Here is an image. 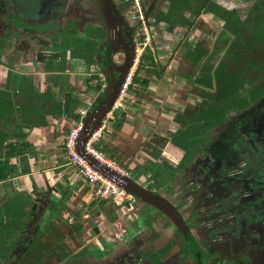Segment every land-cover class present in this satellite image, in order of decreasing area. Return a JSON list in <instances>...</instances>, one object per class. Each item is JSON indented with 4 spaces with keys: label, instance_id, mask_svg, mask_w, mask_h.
<instances>
[{
    "label": "flooded vegetation",
    "instance_id": "1",
    "mask_svg": "<svg viewBox=\"0 0 264 264\" xmlns=\"http://www.w3.org/2000/svg\"><path fill=\"white\" fill-rule=\"evenodd\" d=\"M175 1L138 0L137 6L133 0H0V48L11 31V51H20L22 65L20 70L11 68L5 59V79L0 86H6L10 72L27 75L31 66L32 71H37L44 57L36 50L26 51L30 42H53L65 33H70L67 36L76 42L97 45L102 52L120 44L117 32H121L126 43L132 42L135 55L138 11L155 33V27L168 22ZM164 2L168 3L165 12L161 10ZM209 3L226 11L239 1L197 0L196 7L180 15L197 20L205 9L220 18L208 10ZM223 35L230 39L228 49L233 35L226 26ZM154 46L157 56L155 40ZM196 47L203 48L199 43L193 49ZM207 55L205 51L200 62H195V73L205 79L186 76L204 94L215 92V87L210 89L214 80L203 72ZM115 56L124 61L121 54ZM98 57L102 58L101 54ZM4 66L0 61V67ZM207 99L198 97V107L184 109L194 119L187 123L184 117L183 126L170 136L182 156L173 161L162 153L163 161L156 163L154 171L148 169L149 176L147 170L136 177L142 187L176 209L175 219L139 197L132 206L117 207L107 205L91 192V212H84L76 200L62 198L61 194L52 199L49 193L42 198L35 188L28 197L26 215L16 218L7 211L3 184L0 264H264V94L245 108H228L225 113L208 108ZM191 126L192 136L180 137L178 133ZM175 138L184 142V147ZM154 142L162 144L160 138L151 141ZM65 153L68 157L66 149ZM159 168L162 171L156 173ZM165 171L167 179H158ZM145 204L149 213L140 221L139 210ZM103 209L108 213V225L114 224L113 229H106V224L101 226L99 212ZM91 230L95 238L86 242L84 236ZM87 243L96 246L91 248ZM29 258L34 260L26 262Z\"/></svg>",
    "mask_w": 264,
    "mask_h": 264
},
{
    "label": "crops",
    "instance_id": "2",
    "mask_svg": "<svg viewBox=\"0 0 264 264\" xmlns=\"http://www.w3.org/2000/svg\"><path fill=\"white\" fill-rule=\"evenodd\" d=\"M70 52H72V56L69 54ZM79 55L83 60L88 58L84 54H81V52L70 50L63 61L64 63H62V65L67 66L64 70L60 69L61 64L59 69L55 66L52 70L46 69L42 65V62L37 66V74L34 79L35 83L39 85L42 94H50L54 97L51 105L58 104V108L55 106H47L50 112L44 117L46 118L45 124L41 123L32 126L28 130L25 140L11 142L5 147L4 158L0 161V171L1 175H4V178H7V181L11 183L9 186H5L3 183L2 194L7 201L10 199L9 196L15 194L30 197V193L35 188L42 198L48 196L49 193L52 199L62 195V198L71 201L76 200L84 212L86 210L89 211L92 207L93 199L91 198V190L77 174L75 167L69 163L63 142L65 136H67L79 117L80 111L86 108L85 102L93 100V106H96V101L103 97L106 91L99 93L94 88L98 82L97 80H100L99 74H103V77H105V74L102 73L103 71L98 72V74L92 72L93 70L102 69L99 61L98 64L91 62L86 71L83 69H78L77 71L73 69L71 65L74 66L76 63L73 60ZM95 56L96 53L92 58ZM106 64L108 66L110 65L108 63ZM82 68H84V65ZM185 78H182V80ZM99 82L100 85L103 83V81ZM105 83L107 84L106 81ZM136 86L131 89L132 92H136L129 93V100L127 99L126 104L127 112H115L114 118L110 121V127L100 141L99 147L112 155L114 152L122 154V158L125 160L124 162L130 165L128 169L132 171V168L139 167L140 170L138 173L141 175L142 172H147L148 168H151L146 167V165L150 166L148 161H154V159H151V155L146 152L144 156H141L139 154V148L136 150L134 157H127L122 146L126 138H129L132 143H135V140L138 145L143 142L145 143L147 140H151V138L155 140L156 138H160L162 144L158 143L159 145L157 144L155 146L162 150L163 155H168L167 157L173 161H176L177 158L182 156V151L179 147L173 145L171 137H167L162 131V127L166 128L164 125L165 122H160L161 124L157 125L161 133H156L154 131L157 127H155V124L152 125L154 121H151L149 118H144L145 113H148L147 110L153 106V103L146 102L139 97L142 90H136ZM151 91L154 93L155 89L152 87ZM60 102L62 103L61 105ZM89 110L93 111V108ZM41 113L43 115V112ZM109 132L113 133V135L111 133L109 134L110 137L107 135ZM147 173L149 176L150 170ZM10 175L12 176L11 178L9 177ZM160 177L163 176H157L158 179ZM132 179L134 181L137 180ZM7 181L5 182L6 184ZM105 202L108 205V201ZM111 204L113 203L109 205ZM99 216L101 226L103 227L105 224L107 226L109 221L106 210L103 209L100 211ZM113 225H108L106 229H113Z\"/></svg>",
    "mask_w": 264,
    "mask_h": 264
},
{
    "label": "trees",
    "instance_id": "3",
    "mask_svg": "<svg viewBox=\"0 0 264 264\" xmlns=\"http://www.w3.org/2000/svg\"><path fill=\"white\" fill-rule=\"evenodd\" d=\"M231 6L234 9H239L240 2L238 5L231 4ZM173 11L174 10H171L170 13ZM210 11L217 14V16L224 21L232 17L235 22L233 27L229 26L227 28L229 33L233 35V39L225 53V60H222L214 67L209 64H204L203 66V72L213 78L215 87V92H208L209 97H207V101L205 100V104L208 108L217 110L221 113H225L228 108H234L235 110L245 108L264 94V0H250L249 9L243 16L238 10L237 13L235 12L236 14H233L234 11H221L219 6L211 7ZM1 19L2 17H0V20ZM42 28V30L46 31L44 27ZM62 32L65 33L64 30H62ZM64 39L65 36L56 38V43L54 42L56 47L52 49L54 53L43 56L44 59L42 63L46 69L52 70L55 66L59 69L60 62L55 65L53 61L54 59L56 62L58 61L59 50L61 49L62 51L61 58L64 61V53L68 50H72L73 46L78 43L76 41H71L69 38ZM64 44L65 48L63 49L62 47ZM33 46L34 43L30 42L29 45L25 47L26 51H35L36 49L33 48ZM204 53V49L196 47L189 53V56L191 60L198 62ZM19 54L20 51H16L14 55L18 56ZM52 55L54 57H52ZM154 67L157 68L154 58L146 56L139 68L140 70H138L135 76V83H148L147 80L141 81L139 72L141 69L150 71V69ZM6 83V86H0V161L4 158L7 144L25 140L28 130L32 126L41 123L45 124L46 118L44 117L50 112L47 106H55L58 108V104L51 105L54 97L50 94H42L39 85L36 84L32 78L29 80L23 74L10 72ZM61 104L60 102V105ZM41 112H43V115ZM177 117L176 120L182 123L184 119H177ZM191 119L194 118L189 116L188 120ZM192 128L193 126L185 132H180L178 134L183 138L191 137L193 134ZM179 140L180 139L175 138L174 141L177 142L180 147H184V142H179ZM102 150L109 157H113L108 151ZM0 177V182L3 181L5 186L11 184L7 181V178H4V175H1V171ZM9 177L11 178L12 176L10 175ZM6 181L7 184L5 183ZM9 197L10 199L7 203V211L9 214L16 218H21L26 215L25 209L28 197L18 194ZM31 258H29V260L27 259L26 262L34 260Z\"/></svg>",
    "mask_w": 264,
    "mask_h": 264
},
{
    "label": "rangeland",
    "instance_id": "4",
    "mask_svg": "<svg viewBox=\"0 0 264 264\" xmlns=\"http://www.w3.org/2000/svg\"><path fill=\"white\" fill-rule=\"evenodd\" d=\"M171 1V0H168ZM240 2L239 9H232L231 7L228 9V11H234L233 14L238 12L243 16L246 14L247 10L250 6V0H238ZM197 0H178L175 1L173 4L174 11L169 14L168 22L165 24L161 23V26L155 27V41L157 43V68H151L150 71L147 69H141L139 72V78L141 81H148V84L144 83H135L137 85L135 89L142 90L141 97L146 102L153 103V106L150 107L148 113H145L144 118H149L151 121H154L152 125H156L157 129L154 131L156 133H161V130L159 129L158 124H161L160 122H165L164 125L166 128L162 127V131L165 133L167 137L171 136L173 132L177 130V128H181L183 125L182 123H179L176 120L184 119V117L187 120V123L189 120L187 119L190 114H186L184 109H194L195 107H198L200 102H198V97L206 98L209 97L207 94H204V91L199 90L195 84H192L191 81H189V77H186L187 75L196 77L198 74L195 72L198 71L197 63H195L193 60H191L189 53L193 51L194 45L197 43L202 45V49H204L208 55V59L206 60L209 63V65H213L221 61L222 59H225V52L227 51V44L230 41L229 37H225L223 35V29L224 26L227 28L229 26L233 27L234 19L230 17L227 21L222 20L221 18H217L214 15L204 12L205 9H202L201 15L195 20V18L187 19L185 16L180 15L181 13H185L186 11L190 10V7H196ZM168 3L164 2V4H161V10L166 11ZM208 10H211V7H215V5L211 6L209 3ZM210 12V11H209ZM236 12V13H235ZM153 17V15H152ZM194 19V20H193ZM198 22H203L201 23ZM226 24V25H225ZM218 37L215 38V34ZM9 37L5 36V44L0 48V61L1 64L5 65V59L6 63L9 64L11 68H18L20 70L19 59L21 60V56H15L13 55L12 48V38L13 33L11 31L9 32ZM70 33H65V35H60L61 37L65 36V39L69 38L71 41H77L76 39L68 37L67 35ZM59 36V37H60ZM64 39V40H65ZM67 47V46H66ZM5 48H7L5 50ZM65 48V44L62 47ZM95 49V50H94ZM121 50V45L120 48ZM76 50L87 56L86 60H83L82 62L85 63L83 70H88L89 64L91 62L95 63V59H93V55L96 53V55H100L103 59L105 58V50H102V52H98L97 45L93 43H84L80 40H78ZM10 51V53H9ZM61 51V49H60ZM104 51V52H103ZM121 52H123L121 50ZM17 57V58H15ZM2 58V59H1ZM146 58V57H145ZM18 59V60H17ZM113 62L116 64H123L122 59L120 56H114ZM200 62V61H199ZM29 64H32L31 62ZM28 65V64H26ZM25 67V65L23 64ZM30 66V65H29ZM0 84L5 79V70L7 66L0 67ZM66 65H62L60 69L64 70L66 69ZM33 67L29 68V71L25 75L29 80L35 79L37 71H32ZM140 70V69H139ZM152 70V71H151ZM32 73V75H31ZM34 73V74H33ZM188 80H186V78ZM182 78H185L182 80ZM211 80H213L212 77H210ZM180 80V81H179ZM191 80V79H190ZM194 80V79H192ZM211 83V82H210ZM206 86V85H205ZM212 86V87H211ZM210 86V89L214 88V82ZM155 89V92L153 93L151 89ZM201 87V86H200ZM209 87V86H208ZM151 88V89H150ZM197 88V89H196ZM202 89V88H201ZM162 91V92H161ZM136 91H131L130 94L135 93ZM205 95V96H204ZM130 96V95H129ZM103 97H105V94H103ZM129 100V99H128ZM200 108V107H199ZM119 111H116L118 113ZM141 113V112H140ZM115 114V113H114ZM112 134V132L107 133V135L110 137L109 134ZM154 140L151 138V140L145 141V143L137 144L130 142L129 138H126V140L122 143L124 153L127 155V157L132 156L134 157L136 154V150L139 148V154L141 156H144L145 152L149 155H151V159H155V161H148L150 164L146 165V167L151 171H154L155 167L157 166L158 161H163L161 155L162 150H160L155 142L151 143V141ZM100 144V143H99ZM99 146V145H98ZM100 148V147H99ZM101 149V148H100ZM102 150V149H101ZM103 151V150H102ZM105 153V152H104ZM106 154V153H105ZM114 159L121 164L123 167L127 168L130 167L128 163H125L124 158H122V154H119L118 152H114L112 155ZM140 156V155H139ZM111 157V158H113ZM149 157V158H150ZM177 158V156H175ZM148 160V158H147ZM133 161V159H132ZM153 162V163H152ZM140 163V161H139ZM152 163V164H151ZM140 170L139 167L132 168V178L136 179L137 175L139 174L138 171ZM157 172H161L162 169H156ZM166 172V171H165ZM163 173L162 176H164L167 179V172ZM138 173V174H137ZM137 174V175H136ZM171 179V178H170ZM3 185V182L2 184ZM108 205L111 203L110 201L107 202ZM149 209L148 206L142 205L139 210V220L141 221L146 217V215L149 213L147 211ZM161 214V213H160ZM45 218V222H46ZM138 221V220H137ZM89 235H85L84 239L86 242H90L91 237L94 239V234L92 230L88 232ZM78 235V234H76ZM87 246L93 248L96 245H92L91 243Z\"/></svg>",
    "mask_w": 264,
    "mask_h": 264
},
{
    "label": "built area",
    "instance_id": "5",
    "mask_svg": "<svg viewBox=\"0 0 264 264\" xmlns=\"http://www.w3.org/2000/svg\"><path fill=\"white\" fill-rule=\"evenodd\" d=\"M133 1L138 6V0ZM137 19L140 22L136 32L135 55L132 66L121 84L111 110L102 120L100 127L91 134L84 144L85 154L83 155L77 150L78 138L84 127V118L88 110L93 107V100L85 102L86 108L80 111L79 117L64 140L69 163L75 167L77 174L88 185L94 196L104 201H110L117 207L132 206L137 198L125 189L127 179L132 178L131 171L105 154L98 145L109 129L114 113L116 111L127 112L126 104L129 92L135 86V76L145 57L155 58L156 56L154 30L142 12L138 11ZM99 77L103 81L99 87V93H102L106 91L108 85L104 81L103 74H99Z\"/></svg>",
    "mask_w": 264,
    "mask_h": 264
},
{
    "label": "water",
    "instance_id": "6",
    "mask_svg": "<svg viewBox=\"0 0 264 264\" xmlns=\"http://www.w3.org/2000/svg\"><path fill=\"white\" fill-rule=\"evenodd\" d=\"M53 20L57 21V19H53ZM127 28L129 27H126V29ZM120 33L121 32H117V35L119 38V43H120L119 45L122 46L121 50L123 52H121V50L118 48L119 47L118 45L117 47L113 46V49L110 51L103 49L105 50L106 60L103 58H99L98 55H96L93 58L95 59V63L98 64V61H99V63L102 66V69L93 70L92 72H94V74H98V72L103 71L102 73L105 74L104 81L107 82L108 86H107L106 92L104 93L105 97L99 98L96 101V106L92 107L93 111L89 110L86 117L84 118V127L79 135V138H78L79 145L77 147V150L81 152L83 155L85 154L84 144L87 142L91 134L97 128L100 127L102 120L104 119L106 114L111 110L112 105L120 90L121 84L123 83L124 78L126 77L133 63L134 54H132V45H130L132 42L126 43V39ZM46 41L47 40L39 41L38 43H34V46H33V48H35L37 52L43 56H48L54 53V50L52 52V49H55L56 47L55 45L56 40H54L53 42H46ZM76 46L77 45H74L72 50L74 52H79L76 50ZM112 51L114 52L113 56L111 53ZM58 53H59L58 61L56 62L55 59L53 60L55 65L59 64V62L60 64H62V61H63L61 58L62 51L59 50ZM120 54L122 55V57L124 56V61L122 62L123 64L121 65L120 63L116 64L115 62H113V57L115 55H120ZM82 61L83 59L80 57V55L77 56V58L75 57L73 62H76V63L74 64V66L71 65L72 68L76 69V71L78 69H82L83 65H85V63ZM106 63L110 65L108 66ZM42 65L44 66V64ZM198 77L205 79V76H203L202 74H198ZM97 81L98 82L94 89L99 91V87H100L99 81H102V79L97 80ZM196 83L200 85L202 84L198 81H196ZM125 189L129 191L130 193L134 194L136 197H139L144 203L149 204L157 208V210H159L160 212L168 215L172 220L175 219L174 213L177 212L176 209L170 204H168L166 200L162 198L160 195L155 194L154 192L148 191L146 188L142 187V185L139 182L134 181L132 178H128L127 183L125 185Z\"/></svg>",
    "mask_w": 264,
    "mask_h": 264
}]
</instances>
